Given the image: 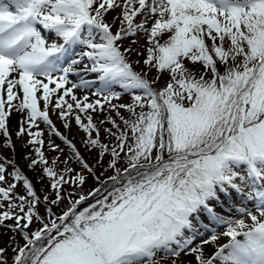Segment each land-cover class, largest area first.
<instances>
[{
  "label": "snow or ice",
  "instance_id": "obj_1",
  "mask_svg": "<svg viewBox=\"0 0 264 264\" xmlns=\"http://www.w3.org/2000/svg\"><path fill=\"white\" fill-rule=\"evenodd\" d=\"M0 137L35 173L0 155V264H264V0H0Z\"/></svg>",
  "mask_w": 264,
  "mask_h": 264
},
{
  "label": "bare ground",
  "instance_id": "obj_2",
  "mask_svg": "<svg viewBox=\"0 0 264 264\" xmlns=\"http://www.w3.org/2000/svg\"><path fill=\"white\" fill-rule=\"evenodd\" d=\"M45 35H48L45 33ZM76 51H79V49H76ZM66 65V63L64 64ZM74 76V75H73ZM94 76V74L92 75ZM43 79V77H42ZM73 79V78H72ZM74 81H77V77L74 76ZM99 81L97 80L96 84L92 87V89H96L99 86ZM54 120V123L56 124V127L59 128L64 134L68 135L70 139H73V142L76 143L78 147H82L81 141L79 139V133L76 131L75 127L71 125L70 129H64L62 122L58 120L55 116L52 117ZM13 127L16 125V118L13 117L12 120ZM13 139L15 140V136H13ZM3 142V139L1 140L0 143ZM27 151V149L23 148L21 146L20 141H16V151L13 157V153L10 150L7 149H2L0 148V154L3 155L4 157L8 159L14 158L16 160L17 165L29 176L33 177L32 172H29L26 168V161L23 159V154ZM258 187V186H257ZM223 204L222 205H214L216 207V210L220 213V215L224 216L225 218H230V219H240L243 218L245 221H247V217L241 216L239 213V209L242 206H246L248 210L251 211V209H254V213L256 215H259V213L256 211L255 207V201L253 200H244L242 197L237 196L235 193H233L231 198L225 199L222 197ZM251 224V221H248ZM205 225H207V230L205 229ZM213 227H216V225L212 222H210L207 218L206 214H202L200 218V223L197 224V229L199 232L203 233V237L197 236L194 240V244H199L200 240L202 238H205L207 235L211 233L210 229ZM217 228V231L219 230L218 234H221L224 231V227ZM221 229V230H220ZM190 235V233H188ZM226 238V239H224ZM228 238V239H227ZM229 242V237L220 236V239L217 241L218 245H223ZM206 247V252L211 254L215 251V246H205ZM185 261L191 260V257H182Z\"/></svg>",
  "mask_w": 264,
  "mask_h": 264
},
{
  "label": "rangeland",
  "instance_id": "obj_3",
  "mask_svg": "<svg viewBox=\"0 0 264 264\" xmlns=\"http://www.w3.org/2000/svg\"><path fill=\"white\" fill-rule=\"evenodd\" d=\"M188 62L186 61V64H187ZM63 66H66V65H63ZM190 66V65H189ZM197 68H199L200 66L199 65H197L196 66ZM136 70L137 71H140V68L139 67H137L136 68ZM56 75H59V73H57ZM150 76H155L156 75V73H155V71H153L152 73H150L149 74ZM41 79H42V77H40ZM73 78V79H72ZM89 79H95L96 78V74H94V76H90V77H88ZM69 79L70 80H72V81H74L75 79H74V76L73 75H70L69 76ZM167 79V77L166 76H164V77H162L161 78V80L159 81V83L157 84V87H160V86H162L163 85V83H164V81ZM97 86H100V85H97ZM50 87H52V85H50ZM114 90L115 91H118V92H121L122 93V95H121V98H120V100H118V101H113V103H130L131 102V94L129 93V92H127V91H125L124 89H121L118 85L117 86H114ZM95 91V89H91V90H89L88 92H87V94L89 95V98L90 99H92V100H94V99H96V97L95 96H92L91 95V93L92 92H94ZM78 96H82L83 94H85L84 93V91L83 90H77V93H76ZM121 112H122V114L123 115H125V116H127V112L125 111V110H121ZM94 115V118L95 119H97V120H99V119H101V118H103V115L101 114V115H97V114H93ZM114 115V114H113ZM71 125H73L74 127H75V129H76V131L79 133V139H80V141H82V138L84 137V133L82 132V131H80L79 129H78V126L77 125H75V122H74V120L72 121V124ZM40 127L41 128H44V127H46L45 125H43L42 123L40 124ZM46 136H47V134H46ZM3 138L2 137H0V142H1V140H2ZM53 140H54V142L56 143V144H59L62 148H64V150H65V155H67L68 153H69V149L67 148V146L58 138V137H53ZM80 148V150H81V153H82V155H84V157H85V159L90 163V164H95L96 163V159H97V157L94 155V154H92V153H90V152H86V151H84V149H83V147H79ZM1 155V154H0ZM56 155H58V153H55V152H52V151H46V156H48L49 158H51V157H53V156H56ZM110 158L109 157H105V160H104V166H105V168L107 167V161L109 160ZM8 171L9 172H11L12 171V169H11V167H9L8 168ZM97 175H99L100 174V172L101 171H103V169H101V168H97ZM112 174H114L111 170H109V171H107V172H105V174L103 175V176H101V180H105L106 178H107V176L108 175H112ZM32 175H33V177L35 176V173H33L32 172ZM9 179H11L10 177H9ZM37 187H39V185H37ZM96 187H99V183L94 179V178H92V177H89L88 178V181H87V183L83 186V191H84V193L86 194L88 191H90V190H92V189H94V188H96ZM90 202H94V201H91L90 200ZM67 203H68V201H65V202H63V203H61L60 205H59V207H53V212L56 214V215H59V214H61V212L63 211V210H65L66 209V205H67ZM85 207L87 206V205H84ZM248 221H250V219L247 217V223H249ZM250 224V223H249ZM38 227V224H34L33 226H32V229L33 230H35L36 228ZM223 228V227H222ZM221 228V229H222ZM220 229V230H221ZM211 230V229H210ZM219 233V230L217 231V234ZM211 234V233H210ZM209 234V235H210ZM13 236V233H11L10 231H8L7 229H5V228H0V246H7V242L10 240V238ZM208 237V235L205 237V238H207ZM224 239H226V238H224ZM228 239V238H227ZM201 241V240H200ZM23 240L21 239V237L19 236V235H17L16 236V244H19V245H23ZM8 256L9 257H11L12 255H13V252H12V248L11 247H9L8 248Z\"/></svg>",
  "mask_w": 264,
  "mask_h": 264
}]
</instances>
